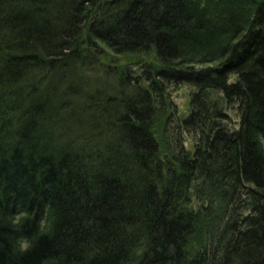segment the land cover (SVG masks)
<instances>
[{
	"label": "trees",
	"instance_id": "obj_1",
	"mask_svg": "<svg viewBox=\"0 0 264 264\" xmlns=\"http://www.w3.org/2000/svg\"><path fill=\"white\" fill-rule=\"evenodd\" d=\"M0 264H264V0H0Z\"/></svg>",
	"mask_w": 264,
	"mask_h": 264
},
{
	"label": "rangeland",
	"instance_id": "obj_2",
	"mask_svg": "<svg viewBox=\"0 0 264 264\" xmlns=\"http://www.w3.org/2000/svg\"><path fill=\"white\" fill-rule=\"evenodd\" d=\"M101 48H103L105 51H110L111 53H113L109 48H107L104 45H101ZM104 51V53H105ZM192 91V87H190L189 85H177L173 88H171V93H172V97L173 100L175 101V103L178 105V108L180 110V114L182 115H187L189 113L190 110V93ZM230 116L233 122H237L238 117H237V112L232 109L230 110ZM185 138L187 139L185 141V147L188 150H194V142L188 138V136L186 135Z\"/></svg>",
	"mask_w": 264,
	"mask_h": 264
}]
</instances>
